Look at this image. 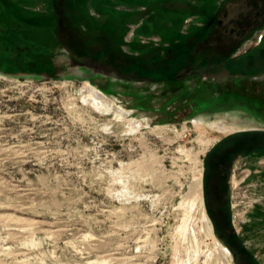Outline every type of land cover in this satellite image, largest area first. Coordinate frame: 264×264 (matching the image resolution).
<instances>
[{
    "label": "rangeland",
    "instance_id": "obj_1",
    "mask_svg": "<svg viewBox=\"0 0 264 264\" xmlns=\"http://www.w3.org/2000/svg\"><path fill=\"white\" fill-rule=\"evenodd\" d=\"M222 1L0 0V264H264V26L176 78Z\"/></svg>",
    "mask_w": 264,
    "mask_h": 264
},
{
    "label": "flooded vegetation",
    "instance_id": "obj_2",
    "mask_svg": "<svg viewBox=\"0 0 264 264\" xmlns=\"http://www.w3.org/2000/svg\"><path fill=\"white\" fill-rule=\"evenodd\" d=\"M198 13L205 19L210 17L205 28L201 29L207 33L206 38L201 36L199 40L196 36L191 35L187 39L192 50L190 51V61L192 59L197 60H194L176 78L187 82V78L191 76L200 78L204 74L213 75L212 81L219 84L222 79L215 71L200 72V69L221 68L224 62L221 58L240 56L241 47L245 40L264 26V0H223L219 7L210 11L202 10ZM92 62L98 64L97 61ZM103 67L105 68L102 65ZM154 81L160 82L145 76L141 77L140 82L150 83ZM161 83L164 85L171 84L166 79Z\"/></svg>",
    "mask_w": 264,
    "mask_h": 264
},
{
    "label": "bare ground",
    "instance_id": "obj_3",
    "mask_svg": "<svg viewBox=\"0 0 264 264\" xmlns=\"http://www.w3.org/2000/svg\"><path fill=\"white\" fill-rule=\"evenodd\" d=\"M92 91L93 97L95 102L107 105L105 97L98 91L96 90H90ZM219 131L221 133L227 134L229 132H232V129L226 128V126H217ZM234 131V130H233ZM202 192H203V181L202 177H196L194 179L191 190H190V197L194 200L195 205H196V211H200L203 203H202ZM204 236L207 240V238H211L213 236V229L212 226L210 225V221L208 218H206L205 224H204ZM218 250H219V257H220V264H229L228 262V256L230 255V252L228 250H225L224 247L220 243L217 242Z\"/></svg>",
    "mask_w": 264,
    "mask_h": 264
},
{
    "label": "trees",
    "instance_id": "obj_4",
    "mask_svg": "<svg viewBox=\"0 0 264 264\" xmlns=\"http://www.w3.org/2000/svg\"><path fill=\"white\" fill-rule=\"evenodd\" d=\"M159 31V30H158ZM37 36H39V35H37ZM90 39V38H89ZM88 38H86V37H84V38H82L81 39V42H83L84 44L86 43V42H88L89 43V40ZM87 40V41H86ZM83 50H84V53H85V55L87 56V57H89V58H95L96 56L97 57H100V56H102L101 58H100V60H102V61H105V62H113L114 64H116V67H117V69L120 71V73L121 72H123V70H124V68H125V62H127V61H125V60H123V58H117V57H115V58H113V60L111 59V55H109L108 54V52L107 51H105L106 49H100V50H93L92 48H87V47H85L84 45H83ZM103 47H108V44H104V46ZM181 50V49H180ZM187 53L188 52V50L186 51L185 50V48H184V51L182 52V57L181 58H178V60H176V61H178L179 63H182L183 61H184V59H185V53ZM120 57V56H119ZM183 57H184V59H183ZM182 59V60H181ZM133 66V65H132ZM133 69H138V68H136L135 66L133 67ZM142 70V69H141ZM138 75L137 74H135V77H137ZM140 76H138V78H139ZM166 79V81H169V82H171V81H173V80H171L170 79V77L169 78H165ZM157 81H164V79H162V78H160L159 80H157Z\"/></svg>",
    "mask_w": 264,
    "mask_h": 264
}]
</instances>
